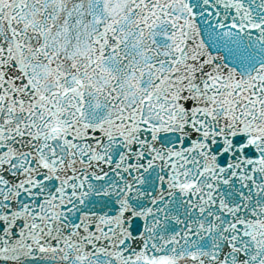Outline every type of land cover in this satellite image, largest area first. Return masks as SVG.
<instances>
[{
  "label": "snow or ice",
  "instance_id": "6c2138e0",
  "mask_svg": "<svg viewBox=\"0 0 264 264\" xmlns=\"http://www.w3.org/2000/svg\"><path fill=\"white\" fill-rule=\"evenodd\" d=\"M0 264H264V0H0Z\"/></svg>",
  "mask_w": 264,
  "mask_h": 264
}]
</instances>
